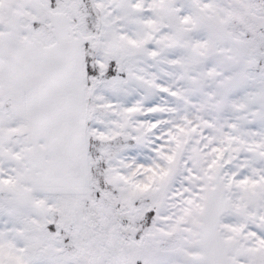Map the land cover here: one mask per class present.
<instances>
[{"label": "snow or ice", "instance_id": "6c2138e0", "mask_svg": "<svg viewBox=\"0 0 264 264\" xmlns=\"http://www.w3.org/2000/svg\"><path fill=\"white\" fill-rule=\"evenodd\" d=\"M0 264H264V0H0Z\"/></svg>", "mask_w": 264, "mask_h": 264}]
</instances>
